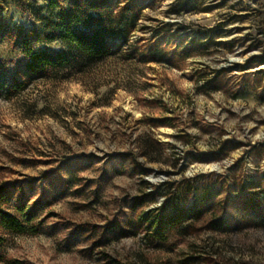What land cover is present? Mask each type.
Returning <instances> with one entry per match:
<instances>
[{
	"label": "rangeland",
	"instance_id": "obj_1",
	"mask_svg": "<svg viewBox=\"0 0 264 264\" xmlns=\"http://www.w3.org/2000/svg\"><path fill=\"white\" fill-rule=\"evenodd\" d=\"M52 1L0 0V210L35 229L0 264H264V1L132 0L112 55L32 75Z\"/></svg>",
	"mask_w": 264,
	"mask_h": 264
},
{
	"label": "trees",
	"instance_id": "obj_2",
	"mask_svg": "<svg viewBox=\"0 0 264 264\" xmlns=\"http://www.w3.org/2000/svg\"><path fill=\"white\" fill-rule=\"evenodd\" d=\"M44 1L52 12L53 1ZM68 3L71 5L67 4L63 11H58L54 22L50 21L52 13H49L50 18L42 17L39 20L43 31L48 32L45 37L50 42L61 43L68 50L46 52L27 49L24 54L28 73L44 77L71 65L90 64L112 55V43L127 42L139 17L138 8L132 0L125 2L117 11L107 0H71ZM18 85L20 83L15 86ZM6 193L7 191H1L0 196H5ZM17 210L21 211V208L17 207ZM188 215L173 214L166 224L154 219L146 227L145 234L162 242L174 224ZM31 218L32 215L29 214L26 220H20L15 215L0 210V230L15 234L33 233L35 229L28 226ZM1 240L0 238V242Z\"/></svg>",
	"mask_w": 264,
	"mask_h": 264
},
{
	"label": "built area",
	"instance_id": "obj_3",
	"mask_svg": "<svg viewBox=\"0 0 264 264\" xmlns=\"http://www.w3.org/2000/svg\"><path fill=\"white\" fill-rule=\"evenodd\" d=\"M251 2H261V1H264V0H250Z\"/></svg>",
	"mask_w": 264,
	"mask_h": 264
}]
</instances>
